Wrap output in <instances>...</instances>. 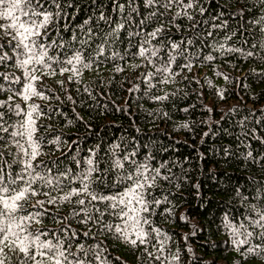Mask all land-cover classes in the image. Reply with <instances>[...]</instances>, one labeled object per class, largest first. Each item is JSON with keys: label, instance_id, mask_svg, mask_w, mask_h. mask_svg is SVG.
<instances>
[{"label": "snow or ice", "instance_id": "snow-or-ice-1", "mask_svg": "<svg viewBox=\"0 0 264 264\" xmlns=\"http://www.w3.org/2000/svg\"><path fill=\"white\" fill-rule=\"evenodd\" d=\"M211 3L212 0H0V94L6 97L0 99V264H113L107 242L98 239L101 236L134 250L143 247L138 259L142 258L144 264H182L179 248L165 255L172 237L156 224L155 217L173 216L169 205L174 194L165 185L179 190L187 180L184 164L175 160L153 163L156 156L149 145H144V155L138 158V144L129 149L123 141H113L104 150L100 145L81 150L79 138L68 146L62 132L46 138L41 132L49 133L52 125L40 124V119L51 120L66 113L52 108L45 111L32 101L60 100L54 89L38 88L45 77L59 75L66 77L67 83L79 84L85 71L98 72L106 63H111L116 73L124 72L126 67H144L146 71L140 74L145 84L143 95L158 103L187 95L179 88L166 92L164 86L184 81L190 84L187 76L180 81L177 77L185 70L191 72L194 60L212 62L230 55L264 63V0H243L238 19L236 13L226 16L223 11L211 15ZM177 21L192 22L193 35L173 40L171 29L180 31ZM218 36L221 39H216ZM205 48L209 52L201 61ZM137 58L143 64L130 63ZM251 74L264 79V70L253 69ZM216 75L229 79L219 71ZM66 81L56 83L65 98L76 105L67 94ZM134 90L139 91V85ZM75 91L79 93L80 89ZM84 91L89 99H95L89 89ZM218 94L224 98L223 90ZM17 99L24 102L23 107L15 102ZM160 115L168 117L167 112ZM262 119L264 110L255 119V125L264 130ZM77 120L82 122L83 118L77 116ZM72 123L66 121L68 125ZM238 124L236 139L249 149L244 154L245 161L264 168V154L254 155L249 143L255 139L264 144V135L257 127H249V117ZM179 127L191 130L187 122ZM48 146H54L53 152L61 151L62 156L42 159L48 155L44 150ZM224 152L230 155L227 148ZM64 160L71 164H64ZM253 184L251 198L239 188L235 190L241 205L247 202L244 211L239 216L226 211L221 222L228 233L227 243L241 262L264 260V182ZM195 187L198 191L199 185ZM39 196L45 199H36ZM62 209H67L66 214L58 215ZM45 218L59 227H43ZM73 224L91 227L80 231Z\"/></svg>", "mask_w": 264, "mask_h": 264}, {"label": "trees", "instance_id": "trees-1", "mask_svg": "<svg viewBox=\"0 0 264 264\" xmlns=\"http://www.w3.org/2000/svg\"><path fill=\"white\" fill-rule=\"evenodd\" d=\"M206 2L207 0H201V3ZM242 4L243 0H212L209 6L213 10L211 15L223 11L226 16L236 13L238 19ZM192 15L196 16L197 12L193 11ZM194 31L192 22L184 21L180 23V31L171 29V38L179 41L181 36H192ZM208 52V48L203 50L200 54L201 61ZM130 63L143 64V61L137 58ZM193 64L195 66L191 72L185 70L177 77V81H180L183 76H187L190 84L184 81L164 86L166 92L179 88L186 91L187 95L170 98L163 103L154 102L143 95L145 84L140 74L146 71L144 67H126L124 72L116 73L112 70L113 65L106 63L98 72L85 71L79 84L67 83L66 77L59 75L54 78L45 77L43 84L37 85L38 88L48 86L54 89L60 100L44 101L36 98L32 102L41 105L45 111L48 108L59 109L66 116L57 115L51 120L41 118L40 124L52 125L49 133L42 130L41 134L47 138L50 134L62 132L68 146L79 138L82 141L81 150L97 145L104 150L113 141H123L129 149L138 144V158L144 155V145H149L156 156L153 163L165 160L182 162L184 168L188 169L187 180L181 183L179 190L175 186L165 185L166 190L174 194L170 197L172 205H169L173 207V216L155 217L156 224L172 237L165 255H171L179 248L182 264H264V260L259 258L241 262L238 253L227 243L228 233L221 223L226 211L230 210L232 215L239 216L247 207V202L241 205V198L235 191L237 188L243 195L251 198L255 188L253 181L264 182V168L245 161L244 154L249 149L236 139L240 132L238 122L244 117L251 120L249 127H257L259 134L264 135V130L255 125V119L261 117L264 110V79L251 74L253 69L258 72L264 70V63L258 59L242 60L229 55L218 57L212 62L197 63L194 60ZM216 71L226 74L229 79L216 75ZM61 79L66 81L67 94L73 97L76 105L65 98V93L57 85L56 81ZM196 80L200 83L197 84ZM206 80L211 81V84ZM136 85H139V91L134 90ZM76 88L80 89L79 93L75 91ZM85 88L92 92L95 99L88 98ZM129 89L133 91L130 92ZM221 90L224 91L223 99L218 94ZM4 98L6 97L0 94V99ZM15 102L24 106L20 99ZM183 108H188L189 111H181ZM232 109L235 111H230ZM161 112H167L170 119L160 115ZM77 116L83 118L82 122L77 120ZM67 120H72L73 123L68 125ZM185 122L190 125L191 130L179 127ZM261 122L264 123V119ZM85 125L90 127L85 128ZM205 133L208 135L205 136ZM249 143L254 155L264 154V144L255 139H251ZM53 148L54 146L45 148L48 155L42 159H58L62 156L61 151L53 152ZM165 148L168 150L164 151ZM225 148L230 155H225ZM64 151H67V147H64ZM80 154L83 155L84 152L81 151ZM64 164L70 165L71 161L64 160ZM173 171L178 173L179 169L173 168ZM197 184L198 191L195 187ZM36 199L45 197L39 196ZM66 212L67 209H62L57 214L64 215ZM42 226L59 227L47 218ZM86 227L73 224V228L80 231L86 230ZM185 236L187 240L184 239ZM98 239L107 242L113 264H144L142 258L138 259L144 251L143 247L134 250L130 245L107 236ZM188 248L192 251L188 252Z\"/></svg>", "mask_w": 264, "mask_h": 264}]
</instances>
